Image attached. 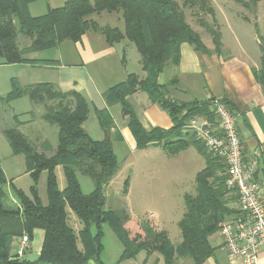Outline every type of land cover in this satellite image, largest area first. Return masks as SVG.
I'll return each instance as SVG.
<instances>
[{
    "label": "trees",
    "instance_id": "trees-1",
    "mask_svg": "<svg viewBox=\"0 0 264 264\" xmlns=\"http://www.w3.org/2000/svg\"><path fill=\"white\" fill-rule=\"evenodd\" d=\"M37 1L40 0H0L2 64L32 63L34 61L24 57L26 54L52 49L65 41L78 42L87 32L102 35L109 46L127 40L139 54L144 77L139 79L135 74H128L124 82L103 93L106 104H119L136 149L160 146L169 156H174L194 146L204 158V168L194 177V193L183 196L185 212L177 224L181 241L174 247L165 232L132 221L122 212L104 208L101 189L105 190L118 170L112 141L119 136L116 131L112 132L114 124L108 111H95L103 138L93 140L82 127L89 115V105L81 94L62 92L48 83L21 87L13 82L4 99L27 97L33 106H40L43 109L40 119L57 127V145L48 155L46 149L40 152L38 149L42 146L36 147L20 130L12 128L3 132L12 154L24 158L31 179V197L16 191L18 206L5 208L7 184L0 168V264H104L101 261L104 225L122 245L120 260L134 259L145 252L147 256L157 254L163 264H181L182 261L202 264L214 253L209 239L217 234L218 224L238 213L231 207L237 197L225 188L227 177L223 162L209 155L194 135L183 129L196 117L213 120L209 103L212 99L188 103L171 101L167 94L176 85V78L160 85L158 76L169 64H178L182 44L190 45L198 54L209 53L199 34L186 22L184 9L196 13L197 23L211 38L213 51L220 52V34L201 17L209 15L215 21V11L209 1L65 0L60 7L48 8L43 15L33 17L29 5ZM232 1L253 11L261 0ZM101 13H119L123 31L100 26L91 18ZM18 34L29 39V44L22 49L17 46ZM262 53L261 67L256 73L260 83L264 77V50ZM138 91L144 92L150 102L167 113L172 122L170 129L143 128L127 101ZM58 166L63 169V190H59L57 184L55 168ZM77 171L92 180L94 189L89 194L82 193ZM42 173L46 174V205L37 193ZM254 178L257 179L256 172ZM67 210L74 214L80 228L70 226ZM34 230L43 231L39 257L33 262L20 263L18 256L10 252L11 242L23 235L30 241Z\"/></svg>",
    "mask_w": 264,
    "mask_h": 264
},
{
    "label": "crops",
    "instance_id": "crops-1",
    "mask_svg": "<svg viewBox=\"0 0 264 264\" xmlns=\"http://www.w3.org/2000/svg\"><path fill=\"white\" fill-rule=\"evenodd\" d=\"M45 1V6L42 8L36 7L39 1L31 3L29 5L30 15L41 16L46 13L48 8L60 7L65 0ZM252 17L255 23L253 33H244L247 30L245 31L244 26L240 24L236 25L239 33L233 30L232 33H222L220 30L221 48L219 53L213 51L214 45L210 37L203 39L199 35L209 51L206 54H198L190 45L182 44L179 50L178 64L176 66L169 64L166 70L158 76V83L166 85L171 78H176V85L169 89L167 94L171 101L188 103L192 101L207 102L210 99L224 100L235 116L244 159L257 158L256 180L262 182L264 181V77L260 83L256 73L260 70L262 50H264V0L257 4ZM245 21L246 23L250 22V18ZM231 22L226 19L224 23L230 24ZM255 28L259 29V33H256ZM120 30L123 31V27ZM194 31L196 32V30ZM62 46H66V48L63 49ZM50 51L52 52L50 54H45L47 51L26 54L24 57L34 61L32 63L7 65L8 68L10 66L13 68L11 78L16 79L21 87L48 83L62 92H78L89 105L88 118L82 125L88 135L93 140L103 138L102 130L98 131V134L93 136L94 138L90 131L96 130V126L100 128L95 111L106 109L113 120L114 129L112 132L116 131L119 136L112 141L113 152L117 144H128L130 149L136 150L135 141L127 127V118L122 115L119 104L108 106L103 98V93L107 89L124 82L128 74H135L139 79L144 77V72L139 64L140 57L133 44L122 40L109 46L102 35L87 32L78 42L65 41ZM128 54H132V58L135 54L139 72L126 68L125 57ZM3 94L0 92V98ZM24 98H18L16 102L25 100ZM127 101L144 129L168 130L172 127L167 113L150 102L144 92H135L127 98ZM27 104L30 107V119L12 124V128L20 130L23 134H26L25 128L37 120V117L33 115V109L37 106H33L29 100ZM41 111H43L42 108ZM38 118L40 119V116ZM47 129L48 127L43 126L38 130L41 131L40 144L42 147L39 149L40 152L47 149L48 141L44 136ZM3 132V129L0 130L2 137H4ZM154 147L161 148L160 146ZM54 150L53 148L51 152L45 153L51 155ZM12 156L14 162H11V169L18 166L17 158L21 155L12 154ZM22 162L24 163V158ZM58 167L55 168V174ZM0 168L6 179L7 174L1 166ZM63 188L60 186L59 190H63ZM231 207L237 209L236 202L232 203ZM21 238H18L19 247L14 254L18 257L39 254L40 249L32 250L30 241L28 248L23 253L19 252ZM219 242L220 237L217 232L209 239L210 245L215 248L214 253L202 264H241L230 261L226 254L219 249ZM142 264L163 263L157 254L148 257L145 253ZM256 264H264V246L261 248Z\"/></svg>",
    "mask_w": 264,
    "mask_h": 264
},
{
    "label": "rangeland",
    "instance_id": "rangeland-1",
    "mask_svg": "<svg viewBox=\"0 0 264 264\" xmlns=\"http://www.w3.org/2000/svg\"><path fill=\"white\" fill-rule=\"evenodd\" d=\"M176 1L180 2L179 0ZM208 1L215 11V21H212V17L209 15L204 14L201 17L210 23L216 32L220 34L221 30L222 33H232L233 30L239 33L236 25L240 24L244 26L245 31L247 30L244 33H253L255 23L252 16L255 9L248 11L232 0ZM45 3V0L39 1L36 7L42 8L45 6ZM183 12L186 22L192 29L196 30L203 39H209V34L197 23L196 13L188 9H184ZM91 18L100 26L107 25L116 27L119 30L123 27V21L119 13H101L99 15H92ZM247 18H250V22L246 23L245 20ZM226 19L232 22L226 24L224 23ZM255 31L259 33V29L255 28ZM27 44H29V39L18 34V48L22 49ZM62 48L65 49L66 46H62ZM50 50L43 51H47L45 54H50L52 53ZM133 55V58L132 54H128L125 57V66L126 68H130V70L139 72L137 58L135 54ZM0 62H2L1 58ZM12 69L11 66L8 68L7 65L0 64V92L4 93L0 98V130L12 129L13 122H24L30 119V107L27 104L28 98L25 97V100L19 102H16L18 101L17 98L9 101L4 99L9 88L11 90V84L13 82L18 84L16 79L11 78L13 74ZM33 112L37 120L31 126L25 128L27 131L24 129L26 131L25 135L36 147L40 148L41 131L38 130L43 126L48 127L44 133L48 141L45 152H51V149H55L57 145V127L49 125L38 118L42 113L41 107H34ZM96 127V130L89 129L91 130L90 134L92 137L96 136L98 131H101L98 126ZM183 129L190 133L185 128ZM114 152L118 161V170L113 179L105 187L104 208L118 213L122 212L132 221L143 224L156 231L165 232L171 244L174 247L178 246L181 241V236L177 224L185 212L183 196L184 194L194 193V177L204 168L203 156L194 146L174 156H169L163 149L155 148L154 146L133 150L130 149L128 144L115 145ZM12 159L14 158L11 154L10 147L0 133V166L7 174L6 192L8 199L4 202L5 208L18 206L16 191H21L27 197H31V179L26 172L25 164L22 162L23 156L21 155L17 158L18 166L11 169V162H14ZM56 174L58 187L60 188L61 186L63 188L65 180L62 167H58ZM76 178L83 194L92 192L94 184L88 176L77 171ZM45 181L46 174L42 173L37 182V193L43 205L47 203ZM67 213L70 226L74 229L77 227L80 228L81 224L74 214L70 210H67ZM42 239L43 231L34 230L33 237L30 240L32 250L35 248L40 249ZM17 241H19L18 238H13L11 242L10 252L12 254L18 251L19 243ZM102 246L101 261L104 264H142V258L145 255V252H140L134 259L120 260L119 257L123 250L122 245L107 225H104L103 228ZM24 251L20 250L19 252L23 253ZM18 258L21 260L23 255ZM188 263V261L181 262V264Z\"/></svg>",
    "mask_w": 264,
    "mask_h": 264
},
{
    "label": "built area",
    "instance_id": "built-area-1",
    "mask_svg": "<svg viewBox=\"0 0 264 264\" xmlns=\"http://www.w3.org/2000/svg\"><path fill=\"white\" fill-rule=\"evenodd\" d=\"M213 120L193 118L184 127L206 152L225 165V188L236 195L238 213L218 224V247L232 262L256 264L264 246V181L255 180L257 158L245 160L236 119L222 99L210 100ZM24 235L20 250L28 248Z\"/></svg>",
    "mask_w": 264,
    "mask_h": 264
},
{
    "label": "water",
    "instance_id": "water-1",
    "mask_svg": "<svg viewBox=\"0 0 264 264\" xmlns=\"http://www.w3.org/2000/svg\"><path fill=\"white\" fill-rule=\"evenodd\" d=\"M101 192H104L103 189H101ZM39 257V254H31V255H28L26 257H23L21 260H20V263L23 262V261H27V262H33L35 260H37Z\"/></svg>",
    "mask_w": 264,
    "mask_h": 264
}]
</instances>
